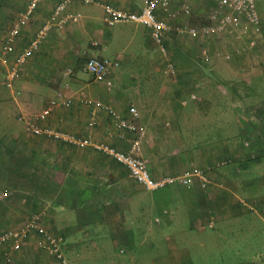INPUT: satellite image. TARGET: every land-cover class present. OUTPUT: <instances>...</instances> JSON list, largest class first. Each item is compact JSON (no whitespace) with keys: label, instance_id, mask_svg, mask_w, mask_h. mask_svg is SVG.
I'll list each match as a JSON object with an SVG mask.
<instances>
[{"label":"crops","instance_id":"obj_1","mask_svg":"<svg viewBox=\"0 0 264 264\" xmlns=\"http://www.w3.org/2000/svg\"><path fill=\"white\" fill-rule=\"evenodd\" d=\"M29 1L0 0V79L4 84L8 65L60 0L38 1L3 63V37ZM97 1L69 0L67 9L77 14V20L54 25L29 53L10 87L5 84L8 92L0 90V125L7 129L0 137V232L40 214L41 223L63 237L65 262L38 247L37 234L32 232L18 248H10L8 243L0 247V264H123L118 252L124 254L126 249L120 246L117 250L115 240L132 249L141 227L145 229L143 239L161 222V228L172 233L163 235V250L150 257L148 264H201L191 257L195 241L185 240V234L205 228L209 230L208 255L218 258V264H264V96L251 98L263 92L259 86L264 85V21L254 46L247 45L244 38L235 40L231 32L218 37L219 41L201 38L206 43L199 47L190 37L187 42L180 35L181 47L167 43L169 56H163L160 74L176 77L179 87L174 95H163L162 102L155 95L148 112L143 113L128 95L111 94V87L84 70L86 56L107 57L104 53L109 51L119 64L138 32L149 37L143 24L107 25L101 4L138 10L143 0ZM178 7V0H171L170 9ZM188 17L165 19L177 25L192 24ZM95 41L97 45H93ZM222 53L231 54L230 59ZM146 59L148 72L151 64L158 66ZM166 60L172 61L175 74L164 73ZM213 93L217 101L227 99L241 106L198 112L187 108L201 100L206 103L205 96ZM85 99L108 102L125 117H129L130 105L136 107L140 116L136 123L144 130L141 151L153 177L196 170L204 177L193 174L188 185L147 190L113 156L91 145L78 146L27 129V120L47 108L38 121L40 126L124 150L127 139L119 132H127L116 128L113 118L103 111H97L91 121L92 106ZM52 100L55 103L50 105ZM142 194L148 195L146 200ZM104 230L114 248L111 254L106 252V243L98 242Z\"/></svg>","mask_w":264,"mask_h":264},{"label":"built area","instance_id":"obj_2","mask_svg":"<svg viewBox=\"0 0 264 264\" xmlns=\"http://www.w3.org/2000/svg\"><path fill=\"white\" fill-rule=\"evenodd\" d=\"M38 1L30 0L26 9L18 15V18L14 20L5 33L1 45L3 63H7L6 54L13 50L15 37L19 34L21 27L27 23ZM83 1L98 3L97 0ZM68 2L69 0H60L56 3L51 13L36 29L28 45L17 54L13 64L8 65L4 76L7 86L10 87L12 81L18 75L20 66L25 62L29 53L37 49L40 41L54 25L63 26L69 20H77V14L67 9ZM178 2L179 7L175 10L170 9L171 0H143L138 10H126L111 3H102L101 5L104 14L103 19L107 25L129 22L145 25L149 29L151 40L164 54L168 51L167 34L171 31L176 32L180 36L190 38L220 37L231 32L235 40H242L244 38L247 45L250 46L256 44V39L262 32V23L255 10V0H215L205 15V22L198 26L188 23L175 25L165 19V17L173 18L179 15L189 16L191 14L192 6L189 0H178ZM160 17H164V19ZM93 45H97V42H93ZM222 56L225 59L230 58L229 53H222ZM117 64L118 60L116 58L88 55L85 58L84 70L95 81L102 82L107 88H110L112 86L111 70ZM164 73L175 74V67L172 61H165ZM84 102L92 106L89 116L91 121L97 111H103L113 118V124L116 128L120 130L124 129L127 132V135L126 133L119 132L121 138L125 137L127 139L128 146L124 150L116 149L105 142L94 141L88 137H82L51 126H40L38 121L44 118L48 111L47 108L27 120V129L32 134L44 135L74 145H91L113 156L117 161L125 165L129 175L147 190L153 191L172 184L188 185L191 182L193 174L198 175L200 178L204 177L202 171L199 170L183 172L179 175L153 177L148 168L147 157L141 151L144 130L136 123L138 118L136 107L130 105L128 108L129 117L125 118L108 102H97L91 99H85ZM49 103L51 105L55 101L52 100ZM32 232L37 234L35 244L38 247L54 256L56 261L65 262L62 250L63 237L45 227L41 223L40 214H33L18 227L7 228L1 231L0 247L6 246L8 243L10 248H18Z\"/></svg>","mask_w":264,"mask_h":264},{"label":"rangeland","instance_id":"obj_3","mask_svg":"<svg viewBox=\"0 0 264 264\" xmlns=\"http://www.w3.org/2000/svg\"><path fill=\"white\" fill-rule=\"evenodd\" d=\"M215 0H195L192 1L193 4L195 3V6L193 5V8L191 10L190 17H188L192 24L195 26L200 25V19L204 17V15L208 12L209 8L213 4ZM255 10L256 13L259 16L260 21L263 23L264 21V0H255ZM173 23V22H172ZM182 23V22H181ZM185 23V22H184ZM177 25L176 23H173ZM180 24V23H179ZM202 24V23H201ZM264 25V24H263ZM142 28V26H141ZM144 29V27H143ZM221 37V36H220ZM180 36L174 32L171 31L167 34L166 42L171 43L172 47H181L180 44H182L181 40L178 39ZM187 42H189L190 38H186ZM219 41L220 38L218 37H212V40ZM191 43H194L199 47V45H204L203 43H206V39L201 38H191ZM208 43V40H207ZM202 48V47H201ZM147 50V53H145L144 50ZM108 58H113L112 52H105L104 53ZM125 58L121 61H119V64L117 66L113 67V75H112V86H111V94L113 95H128L131 102L134 104H137L139 106V109L141 112L145 113L148 112L149 105L153 102L151 101L153 98H155V95H160L159 102L163 101L164 96L163 95H174L173 93L176 92L178 89L175 84V78L171 77L167 78L164 77V75L160 74V64L164 60L165 55L169 56V54L162 53L158 47L153 43V41L147 36V34H142L141 32H138L135 38L129 43V48L124 53ZM231 55V54H230ZM145 57H148L149 61L151 60L154 65H158L157 67H152L153 64H151V68L149 69L150 72L146 70L145 65ZM222 58V57H220ZM146 59V60H148ZM230 59V58H229ZM223 60V58H222ZM225 61V60H224ZM210 72V71H209ZM0 78H3L2 76ZM92 78V77H91ZM185 86V85H184ZM187 91H188V85ZM206 87L208 85L206 84ZM259 88H263L262 95H251L252 99H255L256 96L263 97L264 96V85L259 86ZM8 87L5 86L4 83H2V80L0 79V90L2 93L8 92ZM209 91V89H207ZM110 95V94H109ZM215 94L206 95L204 100H206L202 103L201 102L197 104L187 105V108H196V112L203 109H211L215 107L220 108H230L234 109L238 106H241V104H237L235 101H229L226 99V101L223 103L221 101H217L216 98H214ZM197 99V98H195ZM230 99V98H229ZM251 99V100H252ZM162 100V101H161ZM252 102V101H251ZM114 107V106H113ZM115 108V107H114ZM1 110V109H0ZM106 113V112H105ZM109 115V114H108ZM110 116V115H109ZM144 116V115H143ZM111 117V116H110ZM109 117V118H110ZM125 117V116H124ZM128 118V117H125ZM140 118V116H139ZM137 119V121L139 120ZM1 121V116H0ZM7 129H5V125H0V137H2V134L6 133ZM7 158V157H3ZM9 181L1 183V186L7 185ZM149 194V193H147ZM141 195L146 200V196L148 195ZM139 197V198H140ZM143 200V199H142ZM144 201H142V204ZM147 203V202H146ZM154 213V211H153ZM140 216H143L140 214ZM152 224V223H151ZM259 222H255V225H258ZM164 226V222L158 223L154 225V228H152V232H148L146 236L142 239L143 233L145 229L141 227L142 229L139 230V235H134L135 240L133 244V248L131 249L127 244L123 243L122 240H118L115 242H118L117 250H119V247L121 246L123 249H126L124 254H119V257L121 262L123 264H148L149 258H153L156 254H158L162 248L163 242V235L171 234L172 230H166L161 227ZM185 240L195 241V243L191 244V249L194 251H190V255L192 258H196L199 263L206 264L207 260L210 262V264H218V258L212 259L211 256L208 255V252L210 251V244H209V230L208 228H205L204 231H193L192 229L187 230L185 234ZM110 237L107 236V232L105 233V230L103 232V235L98 236V242L99 243H106L108 246V249L106 252L113 253L114 248L112 247L111 243H109L107 240ZM150 241H155V243H151ZM197 241L203 242L202 244H196ZM233 248L230 247V250ZM213 251V250H212ZM195 253L198 255L196 256ZM100 255H102L101 252H99ZM126 255H131L129 258ZM122 257H125L123 259ZM107 262V259L104 260ZM100 262L102 263V259H100ZM115 264V262H113Z\"/></svg>","mask_w":264,"mask_h":264}]
</instances>
